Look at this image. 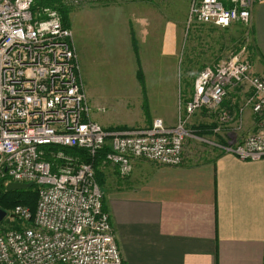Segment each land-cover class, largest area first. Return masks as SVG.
<instances>
[{
  "label": "built area",
  "instance_id": "1",
  "mask_svg": "<svg viewBox=\"0 0 264 264\" xmlns=\"http://www.w3.org/2000/svg\"><path fill=\"white\" fill-rule=\"evenodd\" d=\"M102 1L64 0L69 7ZM262 1L192 0L187 30L249 26ZM33 5L0 0V182L39 187L35 214L18 206L0 222V264H124L93 164L65 148L94 158L109 147L103 166L118 167L122 178L137 160L180 166L186 140L194 137L191 117L202 109L217 112L220 132L234 118L224 100L247 85L239 112L252 111L256 133L228 145L197 140L240 161L264 159V74L254 71L246 47L199 73L191 100H179L175 126L157 118L146 129L111 131L93 118L73 31L56 10L34 12Z\"/></svg>",
  "mask_w": 264,
  "mask_h": 264
},
{
  "label": "crops",
  "instance_id": "2",
  "mask_svg": "<svg viewBox=\"0 0 264 264\" xmlns=\"http://www.w3.org/2000/svg\"><path fill=\"white\" fill-rule=\"evenodd\" d=\"M251 36L254 71L264 74V1L252 10ZM245 94L229 92L223 108L234 118L220 132L217 112L191 117L194 137L186 140L182 165L137 160L127 178L118 167L102 166L104 210L124 264H264V159L240 161L197 140L228 145L257 131L252 111L239 112ZM177 119L176 112L162 120L173 127Z\"/></svg>",
  "mask_w": 264,
  "mask_h": 264
},
{
  "label": "rangeland",
  "instance_id": "3",
  "mask_svg": "<svg viewBox=\"0 0 264 264\" xmlns=\"http://www.w3.org/2000/svg\"><path fill=\"white\" fill-rule=\"evenodd\" d=\"M191 2L104 0L102 6L71 7L75 9L71 30L93 118L104 127L139 129L157 118H172L178 114L179 100L184 99V71L190 67L195 74L198 64L208 66L217 58L227 59L237 46H249L250 58L246 56L254 66L259 65L252 57L256 49L251 25L235 24L228 30L193 26L187 30ZM131 33L138 42L136 54ZM142 70L145 89L137 77ZM237 88H244L246 98L250 95L247 85ZM145 104L149 114L144 111ZM100 108L105 112H99Z\"/></svg>",
  "mask_w": 264,
  "mask_h": 264
},
{
  "label": "trees",
  "instance_id": "4",
  "mask_svg": "<svg viewBox=\"0 0 264 264\" xmlns=\"http://www.w3.org/2000/svg\"><path fill=\"white\" fill-rule=\"evenodd\" d=\"M129 1H132V0H129ZM99 4H101L100 6H102V4H105L104 0L102 2H100ZM47 7L56 10L59 13V15L61 16L62 23H63L64 27L71 29V27H72L71 15L74 13L75 9H73L71 7L69 8L68 6H66L62 2V0H34V5L32 7V10L34 12H36L40 9L47 8ZM201 26H208V27L221 29V28L209 26V25H201ZM225 30H228V28H225ZM136 40H137L136 35L131 33V41H132L133 50H134L135 54L139 53L138 44H137L138 42ZM240 46L236 47V49L232 55H236V54L240 53L243 50V48L245 47V46L244 47H240ZM246 47H247V52H248L249 46H246ZM247 56H249V55L247 54ZM249 58H250V56H249ZM221 60H224V59L217 58L215 63L208 65V66H214L217 63H219ZM189 62H190V60H188L187 64H189ZM198 66H199V68L197 69V72L195 74H191L190 67L188 69H186L184 71V73L182 74V76H183V80H182L183 84L182 85H183L184 91H185L184 96L188 97L187 100L192 98V95L194 92L195 79L197 78V76L199 75V73L202 70H204L206 67H208L207 65H204V64L203 65L198 64ZM137 75H138L137 76L138 80L142 84L143 89H145L146 88V86H145V75H144L143 70L138 72ZM182 101H183V99H182ZM223 104H224V102H223ZM223 104H222V107H223ZM145 105H144L145 106L144 111H145V113L149 114V110L147 109V104H145ZM108 130H111V131L112 130L113 131H127V130H132V128H128L126 126H118V127H109ZM63 150L68 155L80 157L81 160L85 163L93 164L95 171H96L95 174H96V179L98 181V184L101 188H103L104 181L102 180L101 168L103 166V161L105 159V155L110 150L109 147L104 148L94 158H92L84 150L69 149V148H65ZM38 195H39V187L35 184H29L28 188H26V189L8 192L7 188L5 186V183L0 182V209L6 211L8 213H11L16 207L22 206V207L28 208L32 214H35L37 202H38ZM103 209H104V202H103Z\"/></svg>",
  "mask_w": 264,
  "mask_h": 264
},
{
  "label": "water",
  "instance_id": "5",
  "mask_svg": "<svg viewBox=\"0 0 264 264\" xmlns=\"http://www.w3.org/2000/svg\"><path fill=\"white\" fill-rule=\"evenodd\" d=\"M7 191L12 192V191H18L22 189L28 188V184H23V183H9L7 186ZM7 212L0 209V222L6 217Z\"/></svg>",
  "mask_w": 264,
  "mask_h": 264
}]
</instances>
